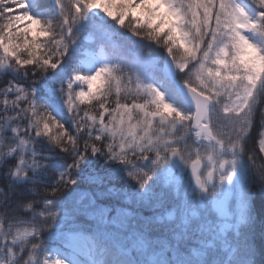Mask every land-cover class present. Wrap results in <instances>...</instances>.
Returning a JSON list of instances; mask_svg holds the SVG:
<instances>
[{"label": "snow or ice", "instance_id": "obj_1", "mask_svg": "<svg viewBox=\"0 0 264 264\" xmlns=\"http://www.w3.org/2000/svg\"><path fill=\"white\" fill-rule=\"evenodd\" d=\"M8 74L0 264H264V0H0Z\"/></svg>", "mask_w": 264, "mask_h": 264}, {"label": "trees", "instance_id": "obj_2", "mask_svg": "<svg viewBox=\"0 0 264 264\" xmlns=\"http://www.w3.org/2000/svg\"><path fill=\"white\" fill-rule=\"evenodd\" d=\"M43 2L48 5L51 3V0H43ZM147 51V49H145ZM123 55L128 56L129 58L132 57L133 51L130 49H126L123 53ZM35 77H30V79H34ZM10 79H16L17 82L24 83L21 78L19 77H13L11 74L8 75H2L0 76V88H3L5 84L10 80ZM259 131V119L257 121V124L252 130L251 133V138L247 144V151L254 153V159L256 161V164L259 165H264V155H262L259 152L258 146H257V134ZM68 161L71 162V158H68ZM2 171V170H0ZM97 171H102L101 167L97 168ZM3 181L0 180V184H2ZM78 184L80 185L81 188H87L88 185L81 183L78 180ZM71 187L68 188H63L61 190V193L58 195H64L67 194L71 191ZM253 198H252V213L254 217V226L252 228V243L257 251V260L260 259V250L262 247H264V192L261 191L260 188V181L259 178L254 174L252 175V183H251V188H250ZM146 215L148 213H145ZM47 235V233H45Z\"/></svg>", "mask_w": 264, "mask_h": 264}]
</instances>
